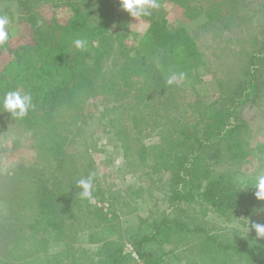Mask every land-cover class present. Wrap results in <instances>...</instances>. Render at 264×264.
Returning a JSON list of instances; mask_svg holds the SVG:
<instances>
[{
	"label": "trees",
	"instance_id": "16d2710c",
	"mask_svg": "<svg viewBox=\"0 0 264 264\" xmlns=\"http://www.w3.org/2000/svg\"><path fill=\"white\" fill-rule=\"evenodd\" d=\"M1 1L16 3L18 19L29 28L30 37L0 47V54L6 52L0 65V97L16 90L31 94L33 107L26 117L15 120L26 131L37 157L11 176L15 194L8 205L11 213L17 209L21 231L8 245L6 256H0V264L134 261L121 242L102 236L100 229L117 225L116 209L145 186H128L123 192L106 185L100 167L110 157L101 138L87 137L82 129L93 119L100 121L101 133L116 146L129 171L140 170L144 176L171 173V205L182 204L190 212L189 220L163 217L152 232L134 240L143 264H230L234 260L264 264V239L256 238L251 227L264 224V201L255 198L254 186L241 190L240 183L264 169V137L253 140L254 131L242 113L247 103H258L264 87L262 19L253 18L249 24L253 15L246 10L232 14L229 20L241 25L240 33L252 30V43L231 45L232 54L245 60L241 74L238 79L212 78L216 91L208 100L210 56L202 42L183 28H170L168 20L150 19L138 36L136 50L124 24L126 11L118 10L119 0ZM168 1L194 16L204 13L207 24L222 17L226 4L236 9V0L225 4L222 0ZM43 6L69 13L55 17L46 12L44 17ZM76 39L86 40V47L77 49ZM142 50L147 54L140 55ZM170 77L175 78L171 85ZM187 88L196 89L195 94L190 96ZM98 98L102 109L96 112L91 106ZM81 130L84 134L78 138ZM252 164L255 168L245 173ZM216 166L225 168L216 171ZM90 175L91 201L80 197L77 186L78 180ZM210 211L227 219L238 217L245 227L249 221L251 232L222 228L219 235L212 233L205 219ZM87 217L94 221L87 241L100 245L97 260L76 243L74 220ZM40 230L53 235L61 247L50 252ZM172 237L176 244L165 250ZM152 241L161 245L160 253L145 248ZM185 252L191 255L181 257Z\"/></svg>",
	"mask_w": 264,
	"mask_h": 264
},
{
	"label": "rangeland",
	"instance_id": "374dc122",
	"mask_svg": "<svg viewBox=\"0 0 264 264\" xmlns=\"http://www.w3.org/2000/svg\"><path fill=\"white\" fill-rule=\"evenodd\" d=\"M193 1H203L208 4V2L212 0ZM215 1L221 2V0ZM222 2L225 4L227 0H222ZM159 5L158 9L152 10L150 16L141 17L139 19L131 17L127 12H124V15L128 18V21L124 24L129 30L128 38L133 48L136 50L138 49V36L145 30L150 19H165L170 22V28H183L189 35L194 36L198 43L202 42L205 51L210 56L212 66L209 67L206 73L207 77L209 76L211 79V85L208 88L210 92L206 97L208 100L213 99V93L216 91V87L213 84L212 78L220 76L222 78L232 77L233 79H238L241 74V67L245 60L242 58L239 59L232 54L231 45L234 47H243L252 43L250 38L251 34H253L252 30L247 27V34H242L239 31L241 25H236V22L229 19L233 18L232 14L237 16L239 10H246L247 13L254 16L248 19L249 24H252L253 18L255 20L260 18L262 19V23H264V0H236L235 4H233L236 8L235 10L232 9V4H226V7H224L225 10L222 12V17L215 19L212 24H207V16L204 13L194 16V12L191 11L187 13L174 2L167 0ZM49 7L50 6H43L41 9V13L44 17H47L46 12L55 17H61L63 14L69 13L68 10H64L61 7ZM118 8V10L121 9L120 11L123 12L121 7ZM10 13L13 15L12 19L9 16ZM0 14L1 16H7L10 21L8 26V30L11 33L10 46H15L18 43L16 38L20 39V41H27L29 39V28L19 21L15 2H2L0 0ZM243 25L244 27L247 26L246 23H243ZM250 27L258 33L256 28H253V26ZM3 53L4 54H0V65H3L5 62L4 57L6 52L3 51ZM144 54H147V50H142L140 52V55ZM152 57L154 56L152 55ZM186 90L187 92L189 91L190 96H193L196 89L187 88ZM101 100V98L97 100L93 99L94 102L91 107H93V109L95 108L96 112L102 109ZM257 102L256 105L247 103L242 109L244 119L249 124L251 130L254 131L253 140L264 137V87L262 96ZM99 122L100 121L94 119L87 121L82 129L85 131V136L87 137L91 136L93 139L101 138V145L107 150L105 155L110 157V160L108 159V162L100 167V173L102 172L105 174L106 185L123 192L128 186H145L134 198L130 196L126 199L128 203L125 204L123 208L116 209L120 216L118 224L114 225V223H112L110 226H106L105 230L103 228L100 229V233L104 237L118 240L119 243L121 242L124 251L134 257V261H132L131 264H143L135 253L134 240L139 238L143 232H152L155 227V222H159L163 217L168 220L172 218H184L189 220L190 212L182 204L176 206L171 205L169 199L171 186L170 182H168L171 173L166 172L162 175L144 176L143 171L139 170L135 173L129 171L122 160L120 152L116 149V146L110 143L101 133L102 125ZM83 130L79 132L80 136L78 138L84 134ZM36 157L37 155L31 148V142L23 127L17 124V121L11 117L10 113L0 111V256L2 257L6 256L8 245L21 231L15 215L17 209L14 208L11 213V207L8 205V200L13 198L15 194V190L13 189L14 180L11 176L17 169H22L21 167L23 165H28L36 159ZM257 164L258 163H256V165ZM224 168V166H216L215 170L221 171ZM254 168L253 164L247 166L245 173L251 172ZM205 219L210 223L208 228L211 229L212 233H216V235L220 234L222 228H237L243 233L248 230L247 227L240 223L238 217L227 219L222 216H217L210 211ZM74 221L77 223L75 226V230L77 231L76 243L87 250V255L97 260L100 257V245L89 244L87 241L88 234L92 231L91 228H93L94 221L88 217L84 219L79 218ZM249 232H251L250 228L248 233ZM225 233H229V230ZM39 235L49 241L48 247L50 252H55L62 245L60 242H57L53 235L45 230H40ZM176 242L177 239L172 237L171 241L165 243L163 248L168 250L172 245H175ZM159 247H161V245L158 244V241L145 244L146 249L158 250L160 253L162 250H160ZM186 255L190 256L191 254L185 252L181 257L184 258ZM230 264L241 263L240 261L234 260L231 261Z\"/></svg>",
	"mask_w": 264,
	"mask_h": 264
},
{
	"label": "clouds",
	"instance_id": "9594fccd",
	"mask_svg": "<svg viewBox=\"0 0 264 264\" xmlns=\"http://www.w3.org/2000/svg\"><path fill=\"white\" fill-rule=\"evenodd\" d=\"M120 7L126 11L131 17L141 18L150 16L152 10L158 9L157 0H119ZM9 19L7 16H0V47L5 46L10 40L11 33L8 30ZM87 41L84 39H76L74 46L77 49H84ZM181 79L183 78V74ZM175 78L170 77L167 80L169 85L174 83ZM33 107V98L31 94L21 91H8L0 97V111L10 113L14 119H23L26 117ZM242 189H246L249 185L255 187L254 196L256 199L264 201V169L258 171L255 176H247L240 181ZM77 186L81 189L79 195L82 199L91 201L93 192V176L87 179L77 181ZM251 227L255 230L257 237L264 238V224L252 223ZM247 232L249 231V221L247 223Z\"/></svg>",
	"mask_w": 264,
	"mask_h": 264
}]
</instances>
